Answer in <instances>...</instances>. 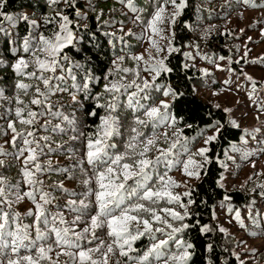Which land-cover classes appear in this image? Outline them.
Segmentation results:
<instances>
[{"label": "trees", "instance_id": "obj_1", "mask_svg": "<svg viewBox=\"0 0 264 264\" xmlns=\"http://www.w3.org/2000/svg\"><path fill=\"white\" fill-rule=\"evenodd\" d=\"M0 13V264H28L41 246L39 264H81L88 249L97 264H140L161 240L144 264H178L185 250L184 264H264V0H3ZM100 184L124 185L115 215L152 210L129 212L130 248L106 221L91 227ZM148 190L178 199H142ZM16 232L28 239L14 253Z\"/></svg>", "mask_w": 264, "mask_h": 264}, {"label": "snow or ice", "instance_id": "obj_2", "mask_svg": "<svg viewBox=\"0 0 264 264\" xmlns=\"http://www.w3.org/2000/svg\"><path fill=\"white\" fill-rule=\"evenodd\" d=\"M129 5L131 6V0H129ZM183 6H184L183 3L181 2L179 7L182 8ZM0 7H3V0H0ZM178 14L179 13L177 12L176 15H178ZM0 15H3V13H0ZM5 18L11 19V17H7V16ZM63 19H64V21H68L67 16L63 17ZM155 19H157V20L160 19V12L156 13ZM61 27L65 30H67L66 24H62ZM42 39H43V37H42ZM65 39H67L68 42L71 43V34H69L68 37H65ZM57 40L58 41L60 40L59 34L57 35ZM62 46L63 45H60V47H62ZM25 50L27 51L28 49L26 48ZM58 51H59V48L56 46H53L50 54H54ZM51 64L55 65L56 61L52 60ZM161 64H162V62H161ZM39 66L41 68H48L49 67V65L43 61H39ZM14 67L17 69V71H20L21 67H27V64L25 63V61L23 59H21L17 62L16 65H14ZM165 70H167V69H165ZM125 71H127V69H125ZM48 83H49V80L45 79L44 84L47 86ZM17 87L20 89H27L29 87V85L23 84V83H18ZM85 87H86V85H85ZM37 93H40V95H43V93L40 92L39 88H37ZM73 99H75V97H73ZM41 103H42V101L39 98L32 100V104H41ZM21 111H22V109H19V108L17 109V115L18 116L20 115ZM158 111L159 110L157 108H152L151 111L147 113V115H149L150 117L155 116V115H157ZM28 116L35 118L36 113L29 111ZM21 122L24 124H31L33 122V120L32 119H23ZM11 126L12 125L10 124L9 127H11ZM29 135H31V133H29ZM214 138L215 137H209L208 139L211 140ZM25 143L27 144L29 142L26 140ZM148 143L151 144V143H153V141L149 140ZM206 143H207V141H206ZM89 147L91 148L92 145L90 144ZM206 151H207V149H200L201 154H203ZM98 155H99V149H97L96 152L89 151L88 152L89 163H92L95 159H97ZM28 159H35V156L30 155ZM119 159L120 158L117 157V161ZM117 161H113V163H116ZM2 163H3V161H0V164H2ZM149 163H150V161H147V160L140 161L141 172H143L144 167L147 166ZM185 167L187 168V165H185ZM128 168H129V165L125 164L124 169L127 170ZM108 171L111 172L112 169L109 168ZM189 174H191V173H189ZM131 175H133V173L125 171L124 178L128 179L129 176H131ZM135 175H140V173H135ZM25 177L28 178L29 183L35 182L31 179V174L27 171H25ZM2 181H3V178L0 177V183H2ZM100 187H101L102 191H98L96 193V201H97L99 210L96 212V215H93L91 217V227H92V229L100 228L104 225V223L106 221L107 227L109 229L108 234L110 236H115L117 240L124 239V237L129 234V222L138 220L137 216L129 215V212H131V211H152V210L149 208H146L145 205L141 203V204L134 205L131 209H123L120 212V214L117 216L113 213L112 208H110L109 205H113V207L119 208L121 200H120V197L118 196V192L121 188L124 187V185L123 184L116 185L114 190H106L107 186H105L104 184H100ZM3 191H4L3 188L0 187V195H3ZM26 195L31 196L32 194L26 193ZM162 195H168L171 199H178V197H172L170 193L153 192L151 190L146 191L144 193V196L142 197V199L150 200L154 196L160 197ZM40 198H41V200L44 201V203H49V200L47 199V194L41 195ZM36 208H37L36 215H37V219L39 220L41 218V216L43 215V209H42L40 204H37ZM186 214L187 213H185V215ZM171 215L173 216L174 219H183V217L180 216L178 213L173 212V213H171ZM154 219L159 220L160 217L154 215ZM142 223H143L145 232L151 231V225H150L148 220H143ZM4 227H5V225L3 223H0V230H3ZM169 227H172V226L169 225ZM185 227H187V226L185 225ZM181 230L182 229H180V228H173L172 232L175 233V232H179ZM54 231L56 232L57 244L63 243L65 245H68L69 247H78V245H76L74 242H72L66 238L67 233H68V229L63 230L64 235H61V232L58 229H54ZM85 231H88V229H85ZM156 231H162V229H156ZM143 234H144L143 232H138L137 236L143 235ZM8 235L13 237V241H12L13 249L12 250L14 253L17 252L20 247L25 246L23 244V241L28 239L26 234L21 235L19 232L8 233ZM137 236H132L131 239L135 240V239H137ZM170 237H171V234H170ZM43 238H44V234L38 233L37 240H42ZM166 243H167L166 240H161V241H159V243L153 244L152 247L149 248L148 251L145 252V254L142 257L139 258L140 264H144V262L148 261L149 256L152 255L154 252H157L160 249V247ZM177 243L181 244L183 242L177 241ZM124 244H127L129 246V248L131 247L128 239H124ZM119 246L122 249L123 246L122 245H119ZM191 247H192V245L188 244L186 246V249L191 248ZM49 250L50 249H46L45 247L41 246L35 250L37 253V256L35 258L32 256H25V257H22L21 259L24 261H27L28 264H39L40 260L47 259V251H49ZM112 250H113L112 246L109 245L108 246V252H112ZM94 251H97V249H88L87 251L81 250L79 252V258H80L81 264H84V261H86V260H90L91 264H97V261L93 260L91 255H90V253L94 252ZM121 255H127V253L124 252L123 250H121ZM189 256H190V253L187 250H185L181 255L173 256L172 259L176 260L178 262V264H184V262L188 260ZM8 264H20V262L17 260L10 259L8 261ZM104 264H107V260L104 261Z\"/></svg>", "mask_w": 264, "mask_h": 264}, {"label": "rangeland", "instance_id": "obj_3", "mask_svg": "<svg viewBox=\"0 0 264 264\" xmlns=\"http://www.w3.org/2000/svg\"><path fill=\"white\" fill-rule=\"evenodd\" d=\"M0 94H1V92H0Z\"/></svg>", "mask_w": 264, "mask_h": 264}]
</instances>
